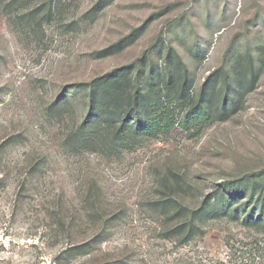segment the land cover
<instances>
[{
	"label": "rangeland",
	"instance_id": "374dc122",
	"mask_svg": "<svg viewBox=\"0 0 264 264\" xmlns=\"http://www.w3.org/2000/svg\"><path fill=\"white\" fill-rule=\"evenodd\" d=\"M125 66L159 85L141 133L66 148L76 86ZM165 193L233 205L181 244ZM0 264H264V0H0Z\"/></svg>",
	"mask_w": 264,
	"mask_h": 264
},
{
	"label": "trees",
	"instance_id": "16d2710c",
	"mask_svg": "<svg viewBox=\"0 0 264 264\" xmlns=\"http://www.w3.org/2000/svg\"><path fill=\"white\" fill-rule=\"evenodd\" d=\"M133 68L125 66L114 69L90 82L76 86L86 95L88 112L82 123L66 136V148L78 152L93 147V151L107 153L118 144H129V140L141 133L136 123L144 119L143 112L149 104L150 92L159 85L151 90L140 88L133 79ZM207 90L206 84L203 94ZM75 92H69L68 100L65 98L52 103L49 111L58 112L63 106L70 108L76 99ZM236 95L240 94L237 92ZM223 107V112H227L229 106L226 104ZM252 186L257 191V184ZM232 200L228 194L220 197L217 195L216 200H206L199 207L191 208L177 197L165 193L151 201L150 208L160 217L168 219V222L175 221L171 229L167 228V231L163 232L164 238L173 236L183 244L201 234L199 222L203 216L213 211L224 215L231 210Z\"/></svg>",
	"mask_w": 264,
	"mask_h": 264
}]
</instances>
